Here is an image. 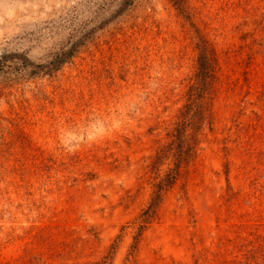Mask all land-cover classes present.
Segmentation results:
<instances>
[{
    "label": "rangeland",
    "instance_id": "1",
    "mask_svg": "<svg viewBox=\"0 0 264 264\" xmlns=\"http://www.w3.org/2000/svg\"><path fill=\"white\" fill-rule=\"evenodd\" d=\"M0 264H264V0H0Z\"/></svg>",
    "mask_w": 264,
    "mask_h": 264
},
{
    "label": "trees",
    "instance_id": "2",
    "mask_svg": "<svg viewBox=\"0 0 264 264\" xmlns=\"http://www.w3.org/2000/svg\"><path fill=\"white\" fill-rule=\"evenodd\" d=\"M161 152L163 153V152H164V150L162 149V151H161ZM162 158H163V156H162V155H160V156H159V158H158V160H161ZM173 171H176V170H173ZM172 173L174 174V172H172ZM172 178H173V177H171V179H172ZM161 188H162V187H160V189H161ZM161 190H162V189H161ZM161 190H160V191H161Z\"/></svg>",
    "mask_w": 264,
    "mask_h": 264
}]
</instances>
